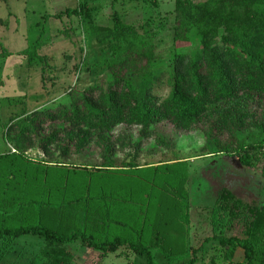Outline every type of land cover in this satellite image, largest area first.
<instances>
[{"label": "trees", "instance_id": "trees-1", "mask_svg": "<svg viewBox=\"0 0 264 264\" xmlns=\"http://www.w3.org/2000/svg\"><path fill=\"white\" fill-rule=\"evenodd\" d=\"M141 2L157 11L160 8L159 0ZM63 14L69 18L90 17L88 0L77 9L54 17L61 19ZM0 23L4 24L2 19ZM173 24L170 36L175 49L171 69H158L156 65L165 23L151 19L136 26L115 13L112 26H96L91 17L82 24L84 35L92 45L84 63L92 76L103 77L101 82L82 93L72 91L70 105H60L55 112H26L13 118L9 125L13 147L18 151V155L11 152L12 156L25 161L24 154L38 148L49 157L46 164L50 165L29 163L33 171L24 175L27 191L37 189L43 175L45 185L58 183L57 174L50 173L56 170L52 164L57 169L64 168L65 162L89 153L92 148L100 150L102 163L95 165L99 170L171 171L185 165L181 160L147 169L138 164L146 146L155 150L174 147L173 142L159 132L162 124L203 138V155L234 154L247 168H255L262 162L264 176V143H247L240 137L248 135L250 139L255 132L264 133V0H175ZM179 43L194 46V51L179 50ZM39 48L37 44L20 55L27 57L30 67L38 61L44 64L42 78L45 82L46 69L51 68V64L47 57L39 54ZM11 56L0 44V60L6 61ZM163 86L168 88L164 97L159 95ZM120 153L125 160L119 164ZM5 157L8 156H0V160ZM15 165L16 162H11L9 175H13ZM187 180L185 171L183 190ZM88 187L89 197H83L87 203L94 199L90 193L92 184ZM29 204L36 208L37 223L0 226V264L14 251L18 240L29 236L44 242L30 264H76L78 251L74 246L77 244L104 254L134 256L145 264H159L154 255L162 247L158 242L148 246L142 241L124 238L100 242L79 230L69 235L68 231L64 232L68 228L56 224L65 223L52 214L58 208L36 201ZM186 205L188 216L184 224L189 226L190 204ZM213 209L212 223L216 224V229L223 223L222 227L232 231L237 223H244L242 237L219 233L208 238L199 249L187 248V256L183 258L173 257L171 249L162 247L166 263L200 264L198 255L206 244L215 241L225 249L224 259L228 264L233 263L239 249L244 252L243 264H264V206L246 203L224 189ZM87 220L84 214L83 223ZM46 223L54 228L49 229Z\"/></svg>", "mask_w": 264, "mask_h": 264}, {"label": "rangeland", "instance_id": "rangeland-1", "mask_svg": "<svg viewBox=\"0 0 264 264\" xmlns=\"http://www.w3.org/2000/svg\"><path fill=\"white\" fill-rule=\"evenodd\" d=\"M84 1L0 0V19L4 22L0 23V44L12 53L8 60H0V156H8L0 160V226L20 227L37 223L36 208L29 204L36 201L58 208L52 214L65 222L56 224L68 228L64 231H68L66 234L79 230L95 236L100 242H111L115 238L142 241L145 246L158 242L165 250L171 249L174 252L171 255L178 258L187 256V248L199 249L208 238L222 232L228 237H242L244 223H237L232 231L222 227L223 223H219L222 226L216 229V224L212 223V211L224 189L246 203L264 206L263 163L247 168L234 154L203 155V138L180 133L170 124H162L158 130L173 142L174 147L155 150L146 146L138 164L147 169L181 160L185 165L176 166L171 171L99 170L95 165L102 163L100 150L92 148L89 153L72 157L65 162L64 168L57 169L52 164L56 170L50 173L57 174L59 184L45 185L43 175L37 182V189L27 191L24 175L33 171L29 163L50 165L46 164L49 157L38 148L27 151L25 161L12 156L11 152L18 155V151L13 147V132L9 134L10 122L26 112H55L60 105H70L72 91L82 93L101 82L103 77L92 76L84 63L92 45L81 27L90 17L96 26L105 27L113 25L115 13L126 23L136 26L151 19L165 23L156 65L158 69L172 68L175 48L170 34L174 25L175 0H159L158 11L141 2L143 0L135 3L130 0H88L90 17L69 18L64 14L61 19L54 17L77 9ZM37 44L39 54L47 57L51 64V68L46 69L45 82L42 78L44 64L38 61L30 67L27 57L20 55ZM177 48L194 51V46L189 44L179 43ZM167 94L166 86L159 89L160 96ZM240 137L247 143H264L262 132H255L250 139L248 135ZM117 159L119 164L124 163V154L120 153ZM11 162H16L13 175H9ZM185 171L188 180L183 190ZM90 184L94 199L87 203L85 199L89 197ZM186 203L190 204L189 226L184 224L188 216ZM84 214L87 223H83ZM105 219L112 223H102ZM95 223H102L100 230H93ZM47 226L54 228L50 224ZM156 231L163 234L157 235ZM158 236L161 238L157 239ZM43 244L32 236L21 238L2 264H30ZM162 247L154 255L159 264H167ZM74 249L78 251L76 264H145L144 260L134 256L104 254L88 247L80 248L79 244ZM224 255L225 249L213 241L206 244L198 256L200 264H228ZM244 261V252L239 249L232 264H243Z\"/></svg>", "mask_w": 264, "mask_h": 264}, {"label": "crops", "instance_id": "crops-1", "mask_svg": "<svg viewBox=\"0 0 264 264\" xmlns=\"http://www.w3.org/2000/svg\"><path fill=\"white\" fill-rule=\"evenodd\" d=\"M102 223H108L109 224V223H112V222H110L109 219H105V222H102ZM102 223H95L94 226H93V230H95V231L100 230ZM117 223H122V222H117ZM90 234H92V233H90Z\"/></svg>", "mask_w": 264, "mask_h": 264}]
</instances>
